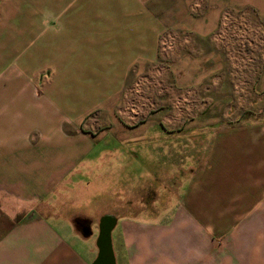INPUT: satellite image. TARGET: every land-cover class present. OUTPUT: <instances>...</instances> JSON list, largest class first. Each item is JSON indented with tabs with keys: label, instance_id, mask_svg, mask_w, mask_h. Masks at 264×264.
Returning a JSON list of instances; mask_svg holds the SVG:
<instances>
[{
	"label": "crops",
	"instance_id": "1",
	"mask_svg": "<svg viewBox=\"0 0 264 264\" xmlns=\"http://www.w3.org/2000/svg\"><path fill=\"white\" fill-rule=\"evenodd\" d=\"M209 1L228 7L225 25L245 23L251 73L238 79L227 35L232 90L200 99L204 87L177 72L189 52L178 50L182 0H0V264H93L104 231L108 264H264V111L255 110L264 103V0ZM246 87L251 111L235 106L228 117L226 104L244 101ZM198 100L208 104L202 126ZM107 137V156L91 155L87 143ZM196 144L198 169L163 219L108 213L88 237L74 217L73 230L55 224L51 184L73 169L102 166L117 151L173 159Z\"/></svg>",
	"mask_w": 264,
	"mask_h": 264
},
{
	"label": "rangeland",
	"instance_id": "2",
	"mask_svg": "<svg viewBox=\"0 0 264 264\" xmlns=\"http://www.w3.org/2000/svg\"><path fill=\"white\" fill-rule=\"evenodd\" d=\"M182 1L183 4L178 10L176 33L178 50L189 52L187 64L180 63L178 66L179 81L188 76L191 79L189 87L194 86L201 93L204 87L205 96L203 97L202 93L200 99L209 98L218 90L230 94L232 85L227 76L234 61L231 60L228 51L238 61V79L250 78L252 62L250 52L253 46L248 44V38L244 39L247 37L245 23L238 20L225 25L227 20L225 12L228 7L212 5L209 0ZM168 5L163 6L164 12L169 9ZM210 5L212 6L209 8ZM244 11L248 13V9ZM258 18L264 25V17L258 15ZM254 22L246 25L256 26L257 23ZM165 28L170 26L164 27V30ZM227 35L234 44L233 48L236 46L238 50H228L229 44H225L228 40ZM250 40L252 42V39ZM154 46L155 39L148 37V50H153ZM262 47L264 50V45ZM250 94V88L246 87L241 93L244 101L226 104L227 116H232L235 106H238V115L250 112L253 105L248 101ZM206 105L208 104H203L200 100L195 103L196 126H202V112ZM214 107V104H210L207 107L208 112L214 111ZM255 110L264 111V103L259 104V108ZM61 140L65 144L66 140L62 137ZM202 141V137L201 140L196 139V143L200 144ZM87 145L94 150L91 155H99V158L108 154L107 150L101 151L102 149L113 147L111 137L101 141L90 140ZM79 146L83 147L84 144ZM195 146L194 151H179L173 159L170 157L171 152L160 149L117 151L112 152V157H106L102 166L73 169L66 182L51 184L50 202L53 208L50 212L57 213L54 216L58 218L55 224L73 230L68 219L72 220L74 217V223L76 219H80L82 224L89 222L93 227L99 218L109 214L115 217H138L146 222L163 219L182 196L187 180L198 169L202 151L198 144ZM98 161L99 159H95L94 163L100 164ZM175 163L178 166H172ZM8 202L2 200V205ZM113 211L116 214H113ZM3 216L7 218L5 214ZM97 234L94 229L93 236L84 241L90 249H94Z\"/></svg>",
	"mask_w": 264,
	"mask_h": 264
},
{
	"label": "water",
	"instance_id": "3",
	"mask_svg": "<svg viewBox=\"0 0 264 264\" xmlns=\"http://www.w3.org/2000/svg\"><path fill=\"white\" fill-rule=\"evenodd\" d=\"M89 224H90L89 222H85L79 226L83 237H88L91 234ZM101 242H102L101 253L99 254L94 264H108L109 254H108V243H107L105 231L103 232Z\"/></svg>",
	"mask_w": 264,
	"mask_h": 264
},
{
	"label": "flooded vegetation",
	"instance_id": "4",
	"mask_svg": "<svg viewBox=\"0 0 264 264\" xmlns=\"http://www.w3.org/2000/svg\"><path fill=\"white\" fill-rule=\"evenodd\" d=\"M75 224H76L77 226H80V225L82 224V222L80 221V219H76V220H75Z\"/></svg>",
	"mask_w": 264,
	"mask_h": 264
},
{
	"label": "trees",
	"instance_id": "5",
	"mask_svg": "<svg viewBox=\"0 0 264 264\" xmlns=\"http://www.w3.org/2000/svg\"><path fill=\"white\" fill-rule=\"evenodd\" d=\"M94 264V263H93Z\"/></svg>",
	"mask_w": 264,
	"mask_h": 264
}]
</instances>
